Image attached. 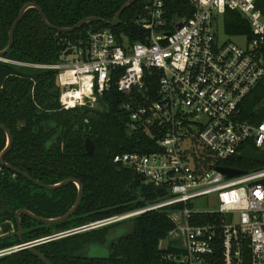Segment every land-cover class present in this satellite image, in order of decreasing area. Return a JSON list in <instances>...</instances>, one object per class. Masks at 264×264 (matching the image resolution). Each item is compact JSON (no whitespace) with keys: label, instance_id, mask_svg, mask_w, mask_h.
Masks as SVG:
<instances>
[{"label":"built area","instance_id":"2783aa9c","mask_svg":"<svg viewBox=\"0 0 264 264\" xmlns=\"http://www.w3.org/2000/svg\"><path fill=\"white\" fill-rule=\"evenodd\" d=\"M261 1L143 0L138 22L147 34L142 41L119 39L101 28L85 46L71 43L55 63L14 61L56 70L63 109H102L104 96L116 86L131 97L124 105L130 111L129 131L147 130L156 138L155 149L118 152L113 161L131 166L137 177L163 188L164 194L145 207L66 230L63 236L174 207L170 217L176 227L169 237L182 249V264H264V164L230 177L218 170L222 165L199 171L193 158L186 157L197 146L217 160L247 147L264 153V119L241 117V103L264 79ZM228 10L248 20L249 33L226 32ZM220 24L225 41L219 37ZM236 37H245V46L231 39ZM152 68L160 76L156 92L145 83ZM202 199L207 207L200 206ZM51 237L0 248V258Z\"/></svg>","mask_w":264,"mask_h":264},{"label":"trees","instance_id":"16d2710c","mask_svg":"<svg viewBox=\"0 0 264 264\" xmlns=\"http://www.w3.org/2000/svg\"><path fill=\"white\" fill-rule=\"evenodd\" d=\"M126 1L0 0V49L8 45L10 29L28 2L39 4L56 27H71L89 16L112 21ZM259 5L264 12V0ZM143 10V0H138L122 13L116 26L92 21L65 32L48 27L39 10L31 7L17 26L14 44L6 57L30 64L55 63L71 43L85 46L90 34L101 28L111 29L119 39L126 36L131 42L142 41L147 34L138 22ZM224 20L226 32L230 35L250 32L248 20L236 11L228 10ZM156 71L153 68L146 71L145 83L150 92L158 89L160 76ZM49 84L50 87L58 85L54 69L0 60V122L8 126L14 136L5 161L47 183L76 177L84 185L83 200L76 213L56 226L63 231L74 229L140 209L155 201L160 195L155 185L142 177H138L140 184H136L135 172L113 161L118 152H147L157 145L156 138L147 130L129 131L130 111L124 105L130 102L131 97L114 86L104 96L105 107L102 109L84 106L47 112L39 105L46 102ZM46 105L48 109L61 106L58 102L53 105L46 102ZM241 108L244 120L259 122L264 119V79L245 97ZM19 120L26 122L22 129L17 126ZM88 137L95 144L93 154L88 153L85 147ZM6 143L7 135L0 129V152ZM196 149L188 152L186 157L193 158L199 171L218 165L247 170L264 164L242 158L240 154L217 160L208 149L199 146ZM13 173L0 166V194L11 202V215L19 207L30 208L36 204L43 210L39 213L52 217L66 213L75 203L78 191L75 183L46 190L22 175L13 178ZM173 209L149 210L132 217L129 231L111 243V253L106 257L87 256L85 249L92 244H104L112 225L121 224L124 220L43 243L38 248L52 264H182L178 259L182 249L174 241L165 248L161 247V241L167 239L176 227L170 217ZM49 234L50 227L30 225L24 239L31 241ZM17 243V235L0 237V248ZM0 264L45 263L29 249H24L0 258Z\"/></svg>","mask_w":264,"mask_h":264},{"label":"water","instance_id":"95a60500","mask_svg":"<svg viewBox=\"0 0 264 264\" xmlns=\"http://www.w3.org/2000/svg\"><path fill=\"white\" fill-rule=\"evenodd\" d=\"M138 0H128L126 1V3H124V5H122V7L118 10V12L116 13V15L114 16L112 21L109 20H105L101 17L98 16H89L86 17L84 19H82L81 21H79L77 24H75L74 26L71 27H56L55 25H53L48 17L47 14L45 13V11L43 10V8L34 2H28L26 3L20 13L19 16L17 17V19L14 21L11 29H10V34H9V43L8 45L4 48V49H0V56L6 55L10 49L12 48L13 44H14V40H15V31L17 26L19 25V23L22 21L23 17L25 16L26 11L31 8V7H35L39 10V13L44 21V23L50 27V28H56L59 31H65V32H71L74 31L80 27H82L83 25L90 23L92 21H103L105 23H108L112 26H116L120 20V17L122 15V13L129 7H131L133 4H135ZM119 41V39H118ZM23 123L20 122L19 123V127H21ZM0 129H2L6 135H7V143L6 146L4 147L3 150H1L0 152V165L7 167L8 169L14 170L22 175H24L25 177H27L28 179H30L31 181H33L34 183L43 186L45 188L48 189H56V188H60L63 187L67 184L70 183H75L78 185V195L77 198L75 200V203L72 205V207L63 215H60L58 217L55 218H46L43 216H40L30 210L27 209H20L17 212V216L18 218H20L21 213H25L29 216H31L32 218L47 223V224H56V223H60L63 221H66L67 219H69L80 207L82 200H83V196H84V186L83 183L81 182V180L77 179V178H66L63 179L62 181H60L59 183L56 184H47V183H43L42 181L33 178L32 176H30L29 174L25 173L24 171L14 167L13 165L7 163L4 158L6 156V154L11 150L12 145H13V141H14V136L12 134L11 129L6 126L4 123L0 122ZM85 147L86 150L88 151V153L93 154L94 150H95V144L93 142V140L88 137L86 139V143H85ZM240 157L245 158V159H250V160H254V161H259V162H264V153L262 152H257L255 149H253L252 147H247L245 150H243V152L240 154ZM124 168L126 169H131V166L129 165H125ZM218 170L222 171L223 173H225L228 176H235V175H239L241 174L243 171L241 169H237V168H231V167H218ZM137 179V183L136 184H140V179H138V177L136 176ZM262 182L264 183V179L262 180ZM158 193L159 194H164V189L163 188H158ZM9 227L10 225H6L4 227V229H1V225H0V234L1 231L3 232H8L9 231ZM19 234H20V239H21V243H27L28 241H25L22 237V224L20 223L19 226ZM27 249H29L35 256H37L38 258H40L45 264H52V262L49 260V258L43 253L41 252L37 246L35 245H28Z\"/></svg>","mask_w":264,"mask_h":264},{"label":"flooded vegetation","instance_id":"af4514ba","mask_svg":"<svg viewBox=\"0 0 264 264\" xmlns=\"http://www.w3.org/2000/svg\"><path fill=\"white\" fill-rule=\"evenodd\" d=\"M0 60L1 61H5V62H12V63H14V60H11L10 58H7L6 57V55H3V56H0ZM47 88H48V93H46L45 94V96H46V98H45V100H46V102L49 104V105H53V104H55V103H60V98H59V95H60V88H59V86L56 84V85H53V87H50V84L49 85H47ZM46 102H45V104H41V105H39V108L41 109V110H44V111H47V112H54V111H57V110H62V107L60 106V108H58V109H48L47 108V105H46ZM20 122H22L23 124L21 125V127H19V123ZM17 126H18V128L19 129H22L24 126H26V122L25 121H23V120H19L18 121V124H17ZM86 143V142H85ZM4 160H5V158H4ZM8 163V162H7ZM1 166V165H0ZM1 167H4V166H1ZM7 168V167H6ZM11 170V169H10ZM12 171H14V170H12ZM23 171V170H22ZM25 172V171H24ZM25 173H27V172H25ZM2 174H5V172L3 171L2 172ZM22 175V174H20V173H18V172H16V171H14V173H13V178H16L17 177V175ZM28 174V173H27ZM30 175V174H29ZM23 177H25L24 175H22ZM30 176H32V175H30ZM33 177V176H32ZM26 179H28L27 177H25ZM33 178H35V177H33ZM69 178V177H68ZM71 178H76V177H71ZM35 179H37V178H35ZM78 179V178H77ZM29 181H31L30 179H28ZM39 180V179H38ZM41 181V180H40ZM31 182H33V181H31ZM43 183H47V182H44V181H42ZM60 182V181H59ZM59 182H55V183H47V184H56V183H59ZM34 183V182H33ZM34 184H36V183H34ZM71 184V183H70ZM36 185H38V184H36ZM68 185V184H67ZM39 187H41V188H43V189H46V190H55V189H48V188H45V187H43V186H40V185H38ZM76 186H77V190H78V185L76 184ZM84 186V185H83ZM64 187V186H63ZM60 188H62V187H60ZM56 189H59V188H56ZM77 195H78V191H77ZM10 204H11V202H9L8 201V199L7 200H5V199H3V197L1 196V194H0V225H1V229H4V227L6 226V225H10V227H9V231L8 232H3V231H1V234H0V237H10V236H12V237H14V236H16L17 235V237H18V239H19V243H21V239H20V234H19V226H20V223L22 224V237H23V239H24V234H25V232H27L28 230H29V227H30V225H36V224H38V225H44V226H46V227H50V230H51V234H49V235H47V236H45V237H51V236H53V237H51V238H49V239H47L45 242H43V243H47V242H50V241H54V240H59V239H61V238H63V237H66V236H69V235H72V234H75V233H79V232H84V231H88V230H93V229H98V228H102V227H97V228H93V229H86V230H82V231H78V232H73L72 234H69V235H66V236H63L62 235V232H64L63 230H61L60 228H58L56 225H58L59 223H56V224H47V223H44V222H41V221H38V220H36V219H34V218H32L31 216H29V215H27V214H25V213H21V215H20V218H18V216H17V212L20 210V209H27V210H30V211H32V212H34V213H36V214H38V215H40V216H43V217H46V218H55V217H58V216H60V215H57V216H52V217H49V216H45V215H42L41 213H39V211H41L42 209H38V207H37V205L35 204V206H33V207H26V206H22V207H19V208H17L16 210H15V212H14V214L13 215H11V213L9 212V210H10ZM10 206V207H9ZM43 211V210H42ZM76 213V212H75ZM74 213V214H75ZM73 214V215H74ZM63 215V214H62ZM72 215V216H73ZM71 216V217H72ZM70 217V218H71ZM69 218V219H70ZM68 220V219H67ZM64 222V221H63ZM60 223H62V222H60ZM104 227V226H103ZM42 238V237H41ZM25 240V239H24ZM26 241V240H25ZM42 243V244H43ZM18 244V243H17ZM39 245H41V244H39ZM39 245H37V248H38V246ZM25 249H27V248H25ZM39 249V248H38ZM21 250H24V249H21ZM21 250H18L17 252H19V251H21ZM41 251V250H40ZM14 253H16V252H14Z\"/></svg>","mask_w":264,"mask_h":264},{"label":"rangeland","instance_id":"374dc122","mask_svg":"<svg viewBox=\"0 0 264 264\" xmlns=\"http://www.w3.org/2000/svg\"><path fill=\"white\" fill-rule=\"evenodd\" d=\"M219 37H220L221 41H225L228 38L227 34L225 33V31L223 29L222 24H220ZM231 39L234 42L240 44L241 46H245V44H246L245 37H236V38H231ZM201 119H204V116H201ZM200 206L201 207H207L206 199L201 200ZM211 207H216V205L213 204ZM132 217H134V216H131V217L124 219V221L121 224H116V225L113 224L112 228L110 230V234L107 238V241L104 244L89 245L85 249V254L87 256H91V257H106V256L110 255L111 243L113 241H117L121 236H123L124 234H126V232L129 231L130 227L132 226L130 223ZM173 239H174V237H168L167 239L162 240L161 241V247H164V248L167 247L168 244L173 241ZM177 242H179V241L177 240Z\"/></svg>","mask_w":264,"mask_h":264}]
</instances>
